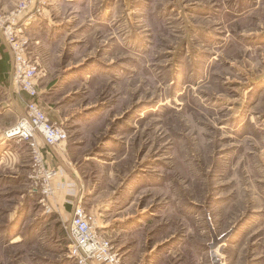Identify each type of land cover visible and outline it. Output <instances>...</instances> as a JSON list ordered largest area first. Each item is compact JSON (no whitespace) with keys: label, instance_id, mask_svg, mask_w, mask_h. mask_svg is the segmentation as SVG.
Segmentation results:
<instances>
[{"label":"rangeland","instance_id":"rangeland-1","mask_svg":"<svg viewBox=\"0 0 264 264\" xmlns=\"http://www.w3.org/2000/svg\"><path fill=\"white\" fill-rule=\"evenodd\" d=\"M10 23L122 264H264V0H0ZM9 148L0 264H75L28 145Z\"/></svg>","mask_w":264,"mask_h":264},{"label":"built area","instance_id":"built-area-1","mask_svg":"<svg viewBox=\"0 0 264 264\" xmlns=\"http://www.w3.org/2000/svg\"><path fill=\"white\" fill-rule=\"evenodd\" d=\"M23 28L12 23L0 25L3 40L13 56L12 90L20 96L24 105L23 114L5 131V137L28 145L31 158L30 188L39 194V203L48 208L49 200L55 195L57 185L54 179L60 169L46 161L37 137H42L47 146L56 147L65 143L68 135L62 124L49 119L38 100L37 64L28 56L29 40ZM96 223L93 213L80 204L74 207L72 215L62 223L63 232L68 238L67 257L75 264H122L118 249L99 231Z\"/></svg>","mask_w":264,"mask_h":264},{"label":"crops","instance_id":"crops-1","mask_svg":"<svg viewBox=\"0 0 264 264\" xmlns=\"http://www.w3.org/2000/svg\"><path fill=\"white\" fill-rule=\"evenodd\" d=\"M12 68H13V57L7 44L3 40V37L0 32V89L2 92L5 93V99H4L5 102L3 103L4 105L1 106V108H3L2 113H6L7 111L9 113L14 112L15 121L12 122L13 125L17 121L19 116L23 114L24 105L21 102L20 96L12 91V85H11ZM37 78L38 77H36V82H37ZM55 122H57V120H55ZM57 123L63 125L62 122H57ZM3 129L4 126L0 128V149L2 148L4 149L3 151L4 154H2L1 155L2 158H0V165L4 161H6L8 157L10 158V155L14 157V154L16 155V152L19 150V148H12V149L9 148L6 151V148L8 146L12 147L16 143L12 139L8 140L4 136ZM37 140L44 150L46 161L48 163H50V161L56 162L59 169H61L64 173V175H62L60 178L54 181V184L57 185V187H55L54 196L58 199V204L55 203L56 199L54 200V202L51 201L52 198L50 199L49 203L50 204L52 203L54 206L56 205L58 206V208L60 209V212L58 214L65 221L72 215L73 209L77 204H80L81 206L84 207V205L81 203L84 187L80 183L79 178L76 174L75 169H73L71 162L68 160L67 156L58 148V146L56 147L47 146L44 143L42 137L40 136L37 137ZM23 143L27 145L26 142ZM8 151H9V155H8ZM66 196L69 198H65ZM61 200L64 201V204L61 203ZM97 227L99 231L105 232L104 229L99 224V222Z\"/></svg>","mask_w":264,"mask_h":264}]
</instances>
